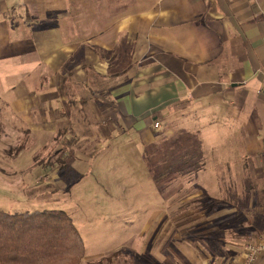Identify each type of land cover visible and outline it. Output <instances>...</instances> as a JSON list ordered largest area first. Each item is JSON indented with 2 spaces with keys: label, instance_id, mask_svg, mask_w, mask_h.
<instances>
[{
  "label": "crops",
  "instance_id": "obj_1",
  "mask_svg": "<svg viewBox=\"0 0 264 264\" xmlns=\"http://www.w3.org/2000/svg\"><path fill=\"white\" fill-rule=\"evenodd\" d=\"M0 122L11 140L35 136L62 154L64 143L78 154L94 139L166 151L181 125L205 137L207 153L222 143L208 130H219L230 154L214 167L216 185L245 193L250 215L247 230L226 238L224 229L214 260L242 264L247 244L264 241V0H0ZM162 212L150 224L155 240L176 230ZM181 233L171 247L181 264H199L192 247L212 237L191 243ZM253 264H264V251Z\"/></svg>",
  "mask_w": 264,
  "mask_h": 264
},
{
  "label": "rangeland",
  "instance_id": "obj_2",
  "mask_svg": "<svg viewBox=\"0 0 264 264\" xmlns=\"http://www.w3.org/2000/svg\"><path fill=\"white\" fill-rule=\"evenodd\" d=\"M183 126L177 127L176 134L168 139L171 145L166 151L156 153L149 148L142 151L136 144L134 151L124 150L118 148L124 143L122 140L106 144L94 139L78 154L64 143L68 153L62 154L53 147H41L35 136L26 144L21 139L23 136L11 140L0 122V209L65 210L84 241L85 257L80 264H173L172 258L181 264L185 255L171 247V240L180 241L181 232L187 230L194 237L191 243H203L199 239L202 235L212 237L213 240L204 242L203 250V244L192 248L200 254L199 264H213L222 253L218 239L222 238L224 229L228 227L224 232L226 238L248 229L245 218L249 213L244 203L248 196L236 195V186L231 193L230 186L216 185L214 167L230 154L227 149L230 147L224 142L227 137H221L219 130H208V135L214 134L209 136L210 140L221 139L222 143L206 153L201 145L205 137H199L194 129L184 134ZM77 155L83 163L78 168L72 164ZM62 163L66 165L56 171ZM208 163V169L202 171ZM185 172H190L189 180L182 179ZM187 193L193 197L182 202ZM218 195L225 201H215ZM237 198L243 200V207L228 202ZM158 209H163L161 223L167 216L176 230L166 235L169 228L164 227V233L155 240L150 224L155 222ZM168 210H173V214ZM187 211L189 218L178 216L181 212L187 215ZM186 220L191 226L182 227ZM251 220L255 223L257 219L252 216ZM199 221L206 223L205 230L194 228ZM218 225L222 229L214 233L212 230ZM114 253L118 255L111 256Z\"/></svg>",
  "mask_w": 264,
  "mask_h": 264
},
{
  "label": "trees",
  "instance_id": "obj_3",
  "mask_svg": "<svg viewBox=\"0 0 264 264\" xmlns=\"http://www.w3.org/2000/svg\"><path fill=\"white\" fill-rule=\"evenodd\" d=\"M84 249L83 238L65 210L0 209V264H80Z\"/></svg>",
  "mask_w": 264,
  "mask_h": 264
},
{
  "label": "built area",
  "instance_id": "obj_4",
  "mask_svg": "<svg viewBox=\"0 0 264 264\" xmlns=\"http://www.w3.org/2000/svg\"><path fill=\"white\" fill-rule=\"evenodd\" d=\"M160 126V122L155 123V127L159 128ZM262 251H264V241L262 240L247 244L245 249V260L242 264H253L257 255Z\"/></svg>",
  "mask_w": 264,
  "mask_h": 264
}]
</instances>
